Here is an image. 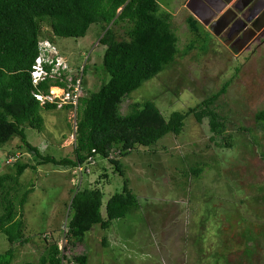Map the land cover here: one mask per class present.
<instances>
[{
  "label": "rangeland",
  "instance_id": "obj_1",
  "mask_svg": "<svg viewBox=\"0 0 264 264\" xmlns=\"http://www.w3.org/2000/svg\"><path fill=\"white\" fill-rule=\"evenodd\" d=\"M188 1L160 0L172 15L181 51L193 39L186 22L191 15ZM204 27L205 39L196 42L195 50L131 93L122 113L131 103L143 101L156 104L165 117L174 111L186 112L232 80L218 108L227 118L233 146L218 147L210 139L208 119L198 123L189 115L180 135L170 133L150 147L137 146L119 158L120 171L99 157L89 183L97 182L104 194L102 213L106 214L107 201L122 191L125 181L139 206L127 217L114 220L109 229L94 226L74 246L64 236L75 184L71 168L47 164L36 173L26 171L17 197L29 184L34 185L23 207L29 241L12 245L0 232V254L15 250L11 264L37 262L46 245L54 242L65 255L63 264H78L72 257L84 253L87 264H264V128L255 119L264 110V41L231 52L219 40L212 42ZM116 31L124 37L121 28ZM43 33L55 41L52 45L67 61L73 77L86 66L84 96L98 91L109 79L101 69L105 46L100 43L99 25H92L80 39L55 38L46 25ZM40 42L45 46L46 41ZM53 92L59 95L58 89ZM70 110L41 109L42 129L24 126L27 142L58 159L73 156L75 121ZM14 152L22 162L34 156L15 135L0 146V175L13 172L14 164L6 160ZM196 166H204L199 177L189 174Z\"/></svg>",
  "mask_w": 264,
  "mask_h": 264
},
{
  "label": "trees",
  "instance_id": "obj_2",
  "mask_svg": "<svg viewBox=\"0 0 264 264\" xmlns=\"http://www.w3.org/2000/svg\"><path fill=\"white\" fill-rule=\"evenodd\" d=\"M186 22L193 39L181 51L172 15L162 8L160 0H0V146L18 135L24 148L34 154L27 162H22L19 153H9L13 155L9 158H17L12 165L14 170L0 175V232L12 245L29 241L24 232L23 207L34 185L29 184L17 197L21 176L28 170L36 173L39 167L52 164L71 168L74 175V169L84 166L80 182L71 189L68 232L64 234L68 244L74 246L77 242L82 243L94 226L109 229L114 220L127 217L139 206L137 196L125 181L122 191L107 201L106 214L102 213L104 194L96 186L97 182L89 183L99 157L108 159L119 170V158L137 146L150 147L170 133L180 135L189 115H193L198 123L208 119L210 139L218 147L233 146L227 118L218 108L219 100L227 93L232 80L186 112L174 111L165 117L156 104L143 101L131 103L128 111L122 113V105L131 93L175 64L178 57L189 55L195 50L196 42L205 39L202 24L193 15ZM94 24L102 30L100 43L105 46V51L101 69L109 79L98 91L81 99L73 156L58 159L45 155L27 142L24 126L41 130V109L57 108L53 104L41 106L34 92L45 94L52 85L66 84L51 79L39 86L32 82L31 69L39 55L40 40L50 39L52 44L55 43L52 38L45 37L43 28L48 26L55 38L80 39L86 37ZM116 27L124 31V37L118 36ZM200 52L204 53V50ZM81 70L84 75L86 66ZM61 72L63 78L68 74L64 69ZM255 117L264 128V110L258 111ZM218 139L222 142H217ZM117 152L119 154L115 155ZM203 171L204 166H196L189 174L199 177ZM103 172V177L107 178L106 171ZM103 244L108 245L107 238H103ZM46 246L37 262L24 264H63L66 258L58 242ZM246 253L250 255V248ZM15 256V250L8 249L0 254V264H11ZM72 259L78 264H87L88 255L84 253Z\"/></svg>",
  "mask_w": 264,
  "mask_h": 264
},
{
  "label": "built area",
  "instance_id": "obj_3",
  "mask_svg": "<svg viewBox=\"0 0 264 264\" xmlns=\"http://www.w3.org/2000/svg\"><path fill=\"white\" fill-rule=\"evenodd\" d=\"M42 43L43 42L39 43V55L36 58L31 71L34 86H39L40 83L48 79H51L53 82H64L66 86L52 85L49 88L48 93L44 94L40 91L34 92V97L39 101L41 106L53 104L57 109H61L67 105L71 106L70 112L73 115L75 121L74 127L76 130L79 106L81 99L84 97V88L82 86L83 75L81 73L80 75L73 77L70 74L71 70L67 62H62V59L59 57L55 58V55H57L58 52L52 43L46 41V43H44L45 46H43ZM48 67L50 70L47 69ZM62 69L68 71L65 78L62 76ZM53 89H58L59 95H56L53 92ZM118 154L119 153L117 152L115 155ZM16 160L17 158L12 157L7 162L13 163ZM84 170V166H79L74 169L75 184L80 182Z\"/></svg>",
  "mask_w": 264,
  "mask_h": 264
},
{
  "label": "flooded vegetation",
  "instance_id": "obj_4",
  "mask_svg": "<svg viewBox=\"0 0 264 264\" xmlns=\"http://www.w3.org/2000/svg\"><path fill=\"white\" fill-rule=\"evenodd\" d=\"M206 1L219 10V19L230 21L219 36H215L210 27H204L212 42L219 40L229 51L237 52L254 41H264V0ZM216 28H219L218 24Z\"/></svg>",
  "mask_w": 264,
  "mask_h": 264
},
{
  "label": "water",
  "instance_id": "obj_5",
  "mask_svg": "<svg viewBox=\"0 0 264 264\" xmlns=\"http://www.w3.org/2000/svg\"><path fill=\"white\" fill-rule=\"evenodd\" d=\"M226 1L228 3L232 0ZM186 7L201 24L210 27L215 36H219L226 25L230 23L229 20H222V17L219 19L217 14L219 10L216 11L206 0H189ZM217 24L219 25L218 29L216 28Z\"/></svg>",
  "mask_w": 264,
  "mask_h": 264
},
{
  "label": "clouds",
  "instance_id": "obj_6",
  "mask_svg": "<svg viewBox=\"0 0 264 264\" xmlns=\"http://www.w3.org/2000/svg\"><path fill=\"white\" fill-rule=\"evenodd\" d=\"M43 41H47V42H50V43H51L50 39H43ZM39 43H40V42H39ZM56 57L61 58V59H62V60H61L62 62H66V60L60 55V52H59L57 55H55V58H56ZM32 67H33V66H32ZM31 71H32V69H31ZM31 78H32V76H31ZM32 82H33V81H32ZM8 160H9V159H8ZM8 160H6V163H7V164H10V163L7 162ZM13 163H14V162H13Z\"/></svg>",
  "mask_w": 264,
  "mask_h": 264
}]
</instances>
